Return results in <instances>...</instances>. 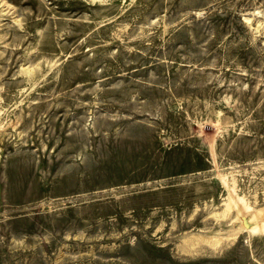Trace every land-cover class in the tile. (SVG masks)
<instances>
[{"label":"rangeland","instance_id":"1","mask_svg":"<svg viewBox=\"0 0 264 264\" xmlns=\"http://www.w3.org/2000/svg\"><path fill=\"white\" fill-rule=\"evenodd\" d=\"M0 264H264V0H0Z\"/></svg>","mask_w":264,"mask_h":264},{"label":"bare ground","instance_id":"2","mask_svg":"<svg viewBox=\"0 0 264 264\" xmlns=\"http://www.w3.org/2000/svg\"><path fill=\"white\" fill-rule=\"evenodd\" d=\"M220 179H221L224 189H226L227 191L226 201L223 202L224 208L222 211V215H223L222 218L225 216L226 214L225 212L234 208L237 211V215L244 216V217L248 216L251 220L254 221L253 227L250 226L251 228L254 229L253 231H255V229L257 230L262 229L263 228V217L262 216L258 217L260 211L259 210L250 211L248 206L244 202L243 198L239 197L235 193L233 187L228 182H226L223 177L220 176Z\"/></svg>","mask_w":264,"mask_h":264}]
</instances>
